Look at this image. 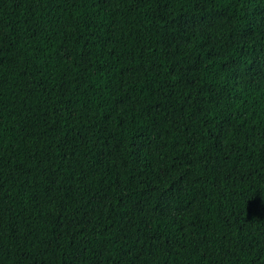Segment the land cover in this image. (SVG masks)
Segmentation results:
<instances>
[{
	"label": "trees",
	"instance_id": "1",
	"mask_svg": "<svg viewBox=\"0 0 264 264\" xmlns=\"http://www.w3.org/2000/svg\"><path fill=\"white\" fill-rule=\"evenodd\" d=\"M0 264H264V0H0Z\"/></svg>",
	"mask_w": 264,
	"mask_h": 264
}]
</instances>
